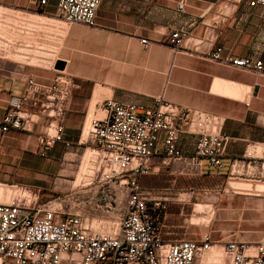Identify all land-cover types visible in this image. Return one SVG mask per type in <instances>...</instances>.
<instances>
[{
  "label": "crops",
  "instance_id": "crops-1",
  "mask_svg": "<svg viewBox=\"0 0 264 264\" xmlns=\"http://www.w3.org/2000/svg\"><path fill=\"white\" fill-rule=\"evenodd\" d=\"M180 1L103 0L91 26L60 17L58 0L43 6L0 0V120L9 94L20 93L28 77L50 83L66 73L77 84L64 118L72 147L57 142L46 155L40 152L44 117H36L30 129H12L2 137L0 203L13 202L19 187L28 186L40 203L59 193L66 197L65 210L92 223L118 221V201L101 211L71 207L74 198L96 195L92 187L76 186L83 125L107 99L150 105L162 96L214 115L218 129L229 136L221 166L203 160L198 173H188L186 162L165 165L159 153L152 171L141 176L143 187L169 198L164 240L198 241L210 232L212 249L219 251L232 239L264 241V75L208 57L221 46L222 57L264 60V6L248 0H183L179 10ZM184 31L185 39L172 41L171 33ZM58 60L65 61L63 70L55 68ZM198 135L187 122L179 140L185 154L193 152ZM229 263L224 252L221 264Z\"/></svg>",
  "mask_w": 264,
  "mask_h": 264
},
{
  "label": "built area",
  "instance_id": "built-area-1",
  "mask_svg": "<svg viewBox=\"0 0 264 264\" xmlns=\"http://www.w3.org/2000/svg\"><path fill=\"white\" fill-rule=\"evenodd\" d=\"M103 0H58L57 14L72 22L97 24ZM264 6V0H248ZM37 6L48 0H32ZM184 1L178 9L183 10ZM186 31L171 33L180 43ZM143 43L147 39H142ZM222 47L208 57L236 68L264 75L263 59L222 57ZM75 79L59 73L50 83L28 77L20 93H10L6 112L0 120V141L12 129H30L36 117H44L39 134L43 155L57 142L66 147L73 143L65 138L66 116ZM99 112L82 128L77 148L83 157L90 149L88 181L77 187H92L96 195L74 198L72 208L91 206L95 211L110 209L121 203L118 228L114 233L99 231L90 217L65 210V196L40 203L31 187H19L11 203H0V264H195L214 245L212 233L201 240H164V219L169 198L143 187L140 178L153 169V158L161 153L162 163L173 160L188 164V173H198L203 160L221 166L229 136L217 125L214 115L182 107L155 97L150 105L107 99ZM189 122L199 135L191 154L180 148V135ZM214 126H211V125ZM216 125V126H215ZM261 159L264 162V143ZM96 188V189H95ZM229 264H264V241L249 243L238 239L224 246Z\"/></svg>",
  "mask_w": 264,
  "mask_h": 264
},
{
  "label": "rangeland",
  "instance_id": "rangeland-1",
  "mask_svg": "<svg viewBox=\"0 0 264 264\" xmlns=\"http://www.w3.org/2000/svg\"><path fill=\"white\" fill-rule=\"evenodd\" d=\"M89 153H90V149H87L86 153L84 154V156L82 157V164H81V167H80V173L78 175V180H77V183H83L84 181H88V174L90 173V166H91V163L89 162ZM71 157H73L71 155ZM62 196L61 194L59 193H55L50 199L52 198H55L57 196ZM206 206L204 205V208L203 209H209V208H205ZM201 222H204L206 223L208 221V219L210 218V215H207V216H202L201 217ZM205 218V219H204ZM93 225L95 227H97L98 229H101L103 230V232H110V233H114L117 228H118V221H114V219H108L107 221L105 222H95L93 223ZM220 248V252L216 255V256H213L211 251H209L202 259L201 261L199 262L200 264H221L224 260V251L222 249V247H219Z\"/></svg>",
  "mask_w": 264,
  "mask_h": 264
},
{
  "label": "water",
  "instance_id": "water-1",
  "mask_svg": "<svg viewBox=\"0 0 264 264\" xmlns=\"http://www.w3.org/2000/svg\"><path fill=\"white\" fill-rule=\"evenodd\" d=\"M65 65H66L65 61H63V60H58V61L56 62V64H55V68H56V69H59V70H63V69L65 68Z\"/></svg>",
  "mask_w": 264,
  "mask_h": 264
},
{
  "label": "bare ground",
  "instance_id": "bare-ground-1",
  "mask_svg": "<svg viewBox=\"0 0 264 264\" xmlns=\"http://www.w3.org/2000/svg\"><path fill=\"white\" fill-rule=\"evenodd\" d=\"M194 219V218H193ZM221 247V246H220ZM220 251H219V249L216 247H214L212 250H211V253H212V255L213 256H216L218 253H219Z\"/></svg>",
  "mask_w": 264,
  "mask_h": 264
}]
</instances>
